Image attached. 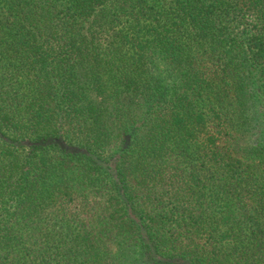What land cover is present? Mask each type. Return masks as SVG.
<instances>
[{"label":"trees","instance_id":"trees-1","mask_svg":"<svg viewBox=\"0 0 264 264\" xmlns=\"http://www.w3.org/2000/svg\"><path fill=\"white\" fill-rule=\"evenodd\" d=\"M0 264H264V0H0Z\"/></svg>","mask_w":264,"mask_h":264},{"label":"rangeland","instance_id":"rangeland-1","mask_svg":"<svg viewBox=\"0 0 264 264\" xmlns=\"http://www.w3.org/2000/svg\"><path fill=\"white\" fill-rule=\"evenodd\" d=\"M123 245V244H122ZM121 245V243L120 242H115L114 244H112V250H113V257H116V258H118V259H120V257H118L117 256V254H119L118 252H119V250H121L120 249V246H122ZM127 259V258H126Z\"/></svg>","mask_w":264,"mask_h":264}]
</instances>
